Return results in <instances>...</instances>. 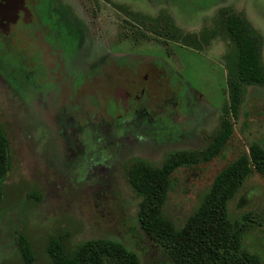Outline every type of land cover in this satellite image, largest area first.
<instances>
[{"label":"rangeland","instance_id":"obj_1","mask_svg":"<svg viewBox=\"0 0 264 264\" xmlns=\"http://www.w3.org/2000/svg\"><path fill=\"white\" fill-rule=\"evenodd\" d=\"M30 2L35 23L0 36L8 141L0 264H51V240L71 253L98 238L121 243L141 264H173L141 229L123 166L133 158L160 165L167 152L204 147L228 103L235 55L222 19H246L264 65V0ZM229 118L234 132L221 154L173 174L165 213L178 226L221 169L264 143V85L246 86ZM229 215L249 216L243 242L264 263V175L248 178Z\"/></svg>","mask_w":264,"mask_h":264},{"label":"trees","instance_id":"obj_2","mask_svg":"<svg viewBox=\"0 0 264 264\" xmlns=\"http://www.w3.org/2000/svg\"><path fill=\"white\" fill-rule=\"evenodd\" d=\"M222 25L234 45L235 55L226 79L228 103L215 132L206 138L201 149L167 152L160 165L133 158L123 166L127 181L139 198L137 218L141 229L173 264H264L243 242L251 227L249 216L235 219L229 215L230 201L248 178L253 173L264 175V143L252 144L248 152L216 174L182 226L165 213L174 186L173 174L180 168L218 157L234 132L229 116L237 117L244 88L264 85L260 36L240 14L229 12ZM7 159L8 141L0 130V184L7 172ZM21 252L26 254V249L22 247ZM46 252L51 264H141L133 251L104 238L84 241L71 253H66L58 241L51 240Z\"/></svg>","mask_w":264,"mask_h":264},{"label":"flooded vegetation","instance_id":"obj_3","mask_svg":"<svg viewBox=\"0 0 264 264\" xmlns=\"http://www.w3.org/2000/svg\"><path fill=\"white\" fill-rule=\"evenodd\" d=\"M7 5L6 0H0V36H10L15 33V27L27 29L35 23L36 17L29 0L18 2L14 7L7 8Z\"/></svg>","mask_w":264,"mask_h":264},{"label":"water","instance_id":"obj_4","mask_svg":"<svg viewBox=\"0 0 264 264\" xmlns=\"http://www.w3.org/2000/svg\"><path fill=\"white\" fill-rule=\"evenodd\" d=\"M18 2L23 3V0H6V4H8L6 7H14Z\"/></svg>","mask_w":264,"mask_h":264}]
</instances>
